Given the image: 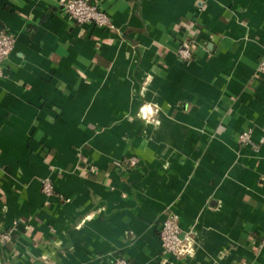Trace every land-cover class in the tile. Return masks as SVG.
<instances>
[{
    "label": "crops",
    "instance_id": "0c3cea01",
    "mask_svg": "<svg viewBox=\"0 0 264 264\" xmlns=\"http://www.w3.org/2000/svg\"><path fill=\"white\" fill-rule=\"evenodd\" d=\"M92 1L0 0V264H264V0Z\"/></svg>",
    "mask_w": 264,
    "mask_h": 264
},
{
    "label": "built area",
    "instance_id": "2783aa9c",
    "mask_svg": "<svg viewBox=\"0 0 264 264\" xmlns=\"http://www.w3.org/2000/svg\"><path fill=\"white\" fill-rule=\"evenodd\" d=\"M65 14L77 25H93L99 28H113L110 15L92 0H64ZM15 35L7 29L0 28V80L6 76L5 64L14 50ZM182 60H191L192 52L188 43L178 50ZM259 72L264 74V58L260 62ZM252 131L247 130L240 135V141L245 145H252ZM138 160L130 159V164L136 166ZM42 191L47 196L54 194V187L49 180L42 182ZM180 220L177 213L168 210L162 223L160 239L164 254L177 260L187 258L193 253V245L189 237H181ZM3 241L11 239L10 233L1 236ZM264 244V238H263ZM114 264H129L124 257H118Z\"/></svg>",
    "mask_w": 264,
    "mask_h": 264
}]
</instances>
